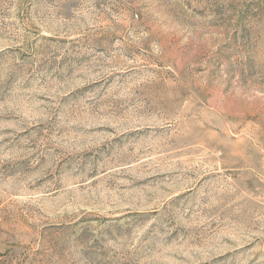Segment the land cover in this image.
I'll return each mask as SVG.
<instances>
[{"label":"rangeland","instance_id":"374dc122","mask_svg":"<svg viewBox=\"0 0 264 264\" xmlns=\"http://www.w3.org/2000/svg\"><path fill=\"white\" fill-rule=\"evenodd\" d=\"M0 264H264V0H0Z\"/></svg>","mask_w":264,"mask_h":264}]
</instances>
